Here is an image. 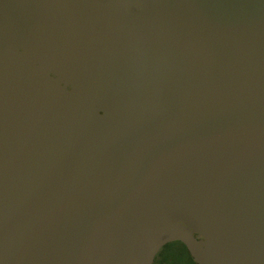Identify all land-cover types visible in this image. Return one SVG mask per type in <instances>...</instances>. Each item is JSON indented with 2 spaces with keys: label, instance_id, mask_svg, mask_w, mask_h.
<instances>
[{
  "label": "water",
  "instance_id": "obj_1",
  "mask_svg": "<svg viewBox=\"0 0 264 264\" xmlns=\"http://www.w3.org/2000/svg\"><path fill=\"white\" fill-rule=\"evenodd\" d=\"M264 264V0H0V264Z\"/></svg>",
  "mask_w": 264,
  "mask_h": 264
},
{
  "label": "rangeland",
  "instance_id": "obj_2",
  "mask_svg": "<svg viewBox=\"0 0 264 264\" xmlns=\"http://www.w3.org/2000/svg\"><path fill=\"white\" fill-rule=\"evenodd\" d=\"M165 256L166 258H170L169 264H194L188 252L180 245H174L163 250L158 256V260L160 259V261L157 260L154 264H159Z\"/></svg>",
  "mask_w": 264,
  "mask_h": 264
},
{
  "label": "flooded vegetation",
  "instance_id": "obj_3",
  "mask_svg": "<svg viewBox=\"0 0 264 264\" xmlns=\"http://www.w3.org/2000/svg\"><path fill=\"white\" fill-rule=\"evenodd\" d=\"M173 242H174V241H173ZM173 242H169V243L165 244L164 246H162V247L159 249V251H158L157 254L155 255V258H154L152 264L156 263V261L158 260V256H159V254H160L163 250H165L166 248H169V245H172V244H170V243H173ZM161 260H162V258H161ZM158 261H160V259H159ZM168 262H170V258H166V256H165V257H163V260H162L159 264H169Z\"/></svg>",
  "mask_w": 264,
  "mask_h": 264
},
{
  "label": "trees",
  "instance_id": "obj_4",
  "mask_svg": "<svg viewBox=\"0 0 264 264\" xmlns=\"http://www.w3.org/2000/svg\"><path fill=\"white\" fill-rule=\"evenodd\" d=\"M173 242V241H172ZM170 244H172V245H169V247H171V246H174V245H180L181 247H183L187 252H188V255H189V257H190V259L192 260V262L194 263V264H197L195 261H194V259L192 258V256L190 255V253H189V251H188V249L186 248V246H185V244H183L182 242H180V241H174L173 243H170Z\"/></svg>",
  "mask_w": 264,
  "mask_h": 264
}]
</instances>
